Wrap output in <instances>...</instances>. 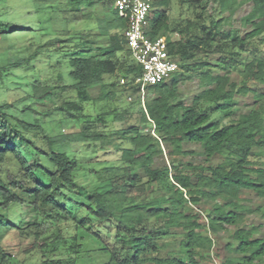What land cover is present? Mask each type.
<instances>
[{
  "label": "trees",
  "instance_id": "trees-1",
  "mask_svg": "<svg viewBox=\"0 0 264 264\" xmlns=\"http://www.w3.org/2000/svg\"><path fill=\"white\" fill-rule=\"evenodd\" d=\"M102 1L104 7L113 0L89 4ZM170 1H153L149 32L167 37L179 69L148 87L145 105L137 85L119 81L142 73L127 45V18L120 13L121 20L108 19L98 30L109 36L108 43L98 44L87 35L71 47L67 63L72 83H33V95L42 103L67 89L74 91L73 99L64 98L56 107L74 123V130L51 136L41 125L11 115L9 103L0 104V264L11 256L4 239L12 231L18 232L24 254L40 255L36 264H201L200 254L214 247L213 235L230 226L234 228L226 248L232 255L225 264H264V235L254 236L258 226H244L249 213L264 217V203L252 207L241 196L247 190L264 200V57L249 50L264 34V0H252V10L241 18L252 27L245 33L224 27L240 0H215L217 15L209 11L208 0H178L191 16L174 20L167 9ZM78 17L103 20L94 10H79ZM12 30L0 21V34ZM247 50L252 57L244 54ZM212 55L218 58L209 60ZM24 62L6 64L2 70ZM233 71L240 80L231 77ZM195 74L203 89L187 102L180 97V84ZM112 75L115 80L108 79ZM117 83L142 105L135 123L128 121L130 108L95 116L88 111L95 87L100 86L99 99L119 100ZM249 94L251 107L242 112L237 97ZM105 115L121 125L110 127ZM24 129H39L37 138ZM188 143L202 147L203 163L177 161L196 154L185 148ZM76 147L87 159L72 153ZM101 151L111 157L98 159ZM164 154L170 164L156 166ZM217 155L221 159L213 162ZM81 177L97 185L83 201L78 195L84 196L88 188ZM13 204L20 205L17 210L31 208L36 220L24 224L17 214L11 216ZM206 204L211 206L203 209V219V210L195 206ZM173 241L178 254L168 249Z\"/></svg>",
  "mask_w": 264,
  "mask_h": 264
},
{
  "label": "rangeland",
  "instance_id": "rangeland-1",
  "mask_svg": "<svg viewBox=\"0 0 264 264\" xmlns=\"http://www.w3.org/2000/svg\"><path fill=\"white\" fill-rule=\"evenodd\" d=\"M90 0H0V21L8 23L13 30L8 34H0V104H10L7 108L8 112L21 118L23 121L33 123L34 125H41L45 132L51 136L65 133L70 130H74L72 127L74 123L67 118L63 117L60 110H56V107L60 105L64 98L73 99L75 93L72 89H67L60 93L53 101L45 103L39 102L33 95V83L35 80H42L51 85H63L72 83L68 75V55L73 50L71 48L77 42L86 38L87 35L95 38L98 44H106L109 42V36L100 34L99 31L105 28L106 20L113 18L118 22L119 14L114 4L106 1L98 2L96 6L89 4ZM209 1V11L213 14H218L215 9L218 7V3L215 0ZM240 5L237 12L231 17L230 24L224 27H237L242 33L250 31L251 26H245L242 23L241 18L248 14L253 8L252 0H240ZM163 9V7L161 8ZM170 17L178 19L179 17L191 16L188 7L182 4L178 0H171L170 6L167 7ZM79 10L82 13H88L94 10L95 14L103 17V20L93 18H74V15L79 14ZM155 9L152 10L154 12ZM99 12V13H98ZM229 12L224 13V16ZM120 15V14H119ZM97 34L94 36L90 31ZM99 30V31H98ZM256 49L260 56L264 57V34L253 40L249 50ZM247 50L244 54L247 57H252V53ZM218 58V55L210 56L209 60L214 61ZM22 59L25 62L18 66H12L11 68L2 70V67L6 64L19 62ZM215 71L220 72L218 68H214ZM214 71V70H213ZM214 71V72H215ZM222 72V71H221ZM60 74L64 75L63 79H58ZM231 77L234 80H240L241 76L238 72L233 71ZM109 80H115L116 76H109ZM118 79V78H117ZM117 94L120 99L103 100L98 96L101 94L100 86L91 90L92 97L95 99L93 106L87 107L88 111L93 113L94 116L98 113H104L112 111H123V109L130 108L133 112L132 116L128 117L129 122H137L139 118V109L143 105H139L133 100L129 99L128 92L124 91V88L118 83L116 85ZM203 87L200 84V79L197 74L190 77L188 80H184L180 84V97L190 102L193 96L199 92ZM60 92V90H58ZM148 96V95H147ZM238 105L242 112L247 111L251 106L253 97L251 94L247 96H238ZM50 102V103H49ZM47 103V104H46ZM30 106L31 108L25 109ZM107 123L110 127H116L121 125L118 122H113V115H105ZM27 136L33 139L37 138L39 132L35 129L25 130ZM187 149H195L196 154L188 156H180L177 159L178 162H190L194 164L203 163L205 156L200 152L202 147L197 144L188 143L185 145ZM72 153H75L82 159H87V155H84V151L78 147L71 149ZM82 151V152H81ZM84 155V156H83ZM111 155H106L104 152H100L98 159L110 158ZM113 157V156H112ZM222 156L217 155L212 160L218 162ZM164 164H170L169 157L165 154L157 158L156 166H162ZM90 178H80L81 184L85 185L88 190L84 193V196L78 195V200L83 201L91 194L93 190L97 188L95 182H89ZM83 192V191H82ZM81 193V192H80ZM243 198H246V203L252 207H256L264 203V200L255 195L252 191H244L241 193ZM19 204H13L10 207L9 214L11 216L21 217L24 224L34 222L36 220V213L28 206H23L17 210ZM211 204H206L203 207L195 206L197 210H203L205 207H209ZM202 218L207 214V209L203 210ZM244 226L252 228L258 226V230H255L256 237L264 235V217L259 213H249ZM232 226L228 231H222L214 237V247L209 252H203L200 254L201 264H225L226 258L232 255L226 248V243L230 240L229 233L233 232ZM113 230V227H111ZM5 240V248L11 256L6 257L7 262L4 264H36L40 261V255L37 252L24 254L19 246V236L17 231L9 233ZM168 249L172 253H179L177 242L173 241L168 244Z\"/></svg>",
  "mask_w": 264,
  "mask_h": 264
},
{
  "label": "built area",
  "instance_id": "built-area-1",
  "mask_svg": "<svg viewBox=\"0 0 264 264\" xmlns=\"http://www.w3.org/2000/svg\"><path fill=\"white\" fill-rule=\"evenodd\" d=\"M154 0H113L118 12L127 18L125 30L127 45L134 59L142 66V73L130 80L121 76V85L133 82L139 88L141 103L145 105L148 87L163 82L179 69L176 59L168 50L167 37L159 35L152 37L149 32L150 16ZM133 100V96L129 95Z\"/></svg>",
  "mask_w": 264,
  "mask_h": 264
},
{
  "label": "clouds",
  "instance_id": "clouds-1",
  "mask_svg": "<svg viewBox=\"0 0 264 264\" xmlns=\"http://www.w3.org/2000/svg\"><path fill=\"white\" fill-rule=\"evenodd\" d=\"M154 9V8H153Z\"/></svg>",
  "mask_w": 264,
  "mask_h": 264
}]
</instances>
